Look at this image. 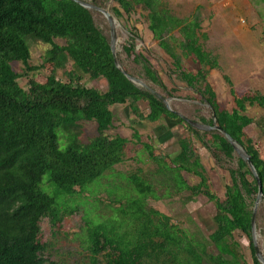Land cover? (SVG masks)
Returning a JSON list of instances; mask_svg holds the SVG:
<instances>
[{"label":"trees","instance_id":"16d2710c","mask_svg":"<svg viewBox=\"0 0 264 264\" xmlns=\"http://www.w3.org/2000/svg\"><path fill=\"white\" fill-rule=\"evenodd\" d=\"M114 2L117 6L113 11L118 18L123 13L131 14L137 5L147 12L149 30L173 60L174 74L213 111L214 117L202 118L201 123L218 125L245 148L264 194V159L245 133V128L256 122L245 115L247 105L258 104L264 108V97L240 98L232 88L236 108L228 112L221 108L203 68L197 73L183 69L180 53L211 68L219 65L204 49L202 40L207 41L208 37L200 33L198 15L181 19L172 13L167 0ZM133 29L124 52L143 66L148 81L169 93L149 59L143 53L136 54L135 41L142 38ZM55 39L65 40L66 46L56 44ZM31 41L52 46L48 62L55 66L70 58L73 80L66 83L50 76L44 85L31 80L30 90H24L18 80L27 75L16 73L12 63H23L26 72L39 69L30 66ZM85 76L92 80L105 79L107 91L81 85ZM225 79L232 86L231 80ZM154 92L133 83L117 67L111 42L96 26L91 10L76 0H0V264H63L44 258L47 245L39 241L40 224L48 218L52 227H56L76 211L69 203L72 198L88 192L87 186L96 181L116 176V166L125 161L126 147L131 141L121 135L107 134L115 127L116 114L111 110L115 105L129 103L131 111L140 116L143 102L150 110L145 117L148 121L186 123L217 161L221 154L234 159L233 146L220 132L207 131L203 136ZM81 122L97 124L98 136L88 144L79 140L77 130ZM257 124L264 133V121ZM166 129L158 128L162 131L161 141L175 137L172 130L171 133ZM208 136L211 138L206 141ZM133 138L141 143L138 132L134 131ZM178 143L181 150L173 158L168 154L156 155L149 143H143V148L157 163L156 174L162 177L168 192L190 191L187 202L203 194L215 203L216 230L205 240L172 224L168 216L147 208L148 197L155 194L152 184L137 173L120 175L130 187L125 190L117 184L123 189L122 194L110 193L115 195L112 202L119 204L114 210L116 216L105 223L96 221L89 225L86 238L90 264H248L234 234L240 231L252 240L253 210L249 201H255L258 194L257 179L247 168L248 164L239 158L238 169L230 170L232 183L226 187L228 199L221 201L209 189L206 169L191 141L181 137ZM182 171L199 176L201 182L188 185ZM211 244L218 254L208 252ZM251 248L253 264H261L253 241ZM103 252L104 259L100 257Z\"/></svg>","mask_w":264,"mask_h":264},{"label":"rangeland","instance_id":"374dc122","mask_svg":"<svg viewBox=\"0 0 264 264\" xmlns=\"http://www.w3.org/2000/svg\"><path fill=\"white\" fill-rule=\"evenodd\" d=\"M81 1L93 7L108 9L117 18L116 31L119 40L117 48L120 62L135 78L145 83L148 89L165 97L170 110L177 112L189 121L200 124H202V118L211 120L214 117L211 107L202 97L187 87L174 74L173 60L161 50L158 41L154 39L148 27L147 12L143 10L142 6H134V11L131 14L123 13L122 18H118L113 11V8L117 6L113 0ZM167 1L172 13L181 19H189L198 15L201 22L200 33L206 34L208 37L207 41L202 40L204 49L217 58L219 65L216 68H211L209 65L196 62L193 57L186 56L182 62L183 68L192 73L200 68L207 72V80L216 91L222 109L232 112L236 108L235 96L231 93L232 88L240 98L264 97V0ZM90 10L96 26L111 42L112 29L109 20L103 12L95 8ZM131 29L133 31L136 29L142 38L135 41L136 54L143 53L149 59L168 87L169 93L148 81L145 78L143 66L134 61V56L128 57L124 52V46L129 41ZM176 37L181 38L178 33H176ZM54 42L60 46L67 44L63 39H55ZM51 48V45L41 41L30 42V66L39 67L38 70L26 72L23 63H12L16 73L27 75V77L18 80L20 86L27 92L30 90L31 80L40 85L46 84L50 76H56L58 80L66 83L73 80L70 76L73 71V62L70 58L60 66L48 62V52ZM225 78L231 80L232 86L227 83ZM80 84L101 92H106L108 88L107 82L103 78L92 80L85 76ZM140 105L142 117L131 111L129 103L114 107L115 127L107 134L111 137L121 135L131 141L126 147L125 161L116 166V176L106 177L100 182L96 181L95 184L87 186L88 192L72 198L69 203L73 208H76V211L72 215L66 216L56 227H52L48 218L41 221L39 241L41 244L47 245V251L44 253L45 259L63 264H90L91 254L87 249L86 238L89 225L96 221L105 223L116 216L114 210L119 207V204L112 202V200L115 201V195L110 193L119 191L118 195L122 194L123 189L119 187L120 184L125 190L130 187L128 181L124 177L120 178V175L127 176L137 173L152 184L156 197L153 194L148 197L147 208L155 209L168 216L172 224L205 240H208L216 230L217 225L214 217L217 209L215 203L203 194L195 197L193 201L187 202V197L191 195L190 191H183L180 194L170 190L168 192L162 177L156 174L157 163L150 158L149 153L143 148V143L151 144L156 155L168 154L170 158H173L176 156V150L169 148L176 146L180 151L178 140L181 137L190 140L206 169L205 176L209 189L221 201L228 199L226 187L232 183L230 170L238 169L239 155L235 152L234 159L230 160L221 154L217 161L213 154L187 128L186 123L178 125L172 122V125L169 120L150 122L145 118L150 111L149 107L143 102ZM247 106L245 115L254 118L256 122L246 128L245 133L248 138L253 140L255 148L264 159V133L257 124L264 121V108L258 104ZM80 124L81 127L77 132L80 134L79 140L82 144H88L98 136L95 122H81ZM159 127L168 128L171 133L173 131L175 137H168L165 141H161L159 135L162 134V131L160 133ZM134 131L138 132L141 143L133 138ZM200 132L205 136L207 131L200 130ZM210 138L208 136L205 140ZM247 168L250 170L249 166ZM181 175L190 186H196L201 182L199 176L186 171H182ZM117 184L119 186H116ZM255 204L256 199L249 201L252 210H254ZM87 212H89V216ZM256 223L255 242L264 257L263 200L257 208ZM234 239L239 242L240 252L248 264H253L251 248L253 237L251 240L238 231L235 232ZM208 252L218 254L212 244L209 245ZM104 254L103 252L100 256L103 259Z\"/></svg>","mask_w":264,"mask_h":264},{"label":"water","instance_id":"95a60500","mask_svg":"<svg viewBox=\"0 0 264 264\" xmlns=\"http://www.w3.org/2000/svg\"><path fill=\"white\" fill-rule=\"evenodd\" d=\"M77 2H79L82 6L91 9V8H95L101 12L104 13V15L107 17V19L109 20L110 24H111V29H112V39H111V48H112V52L115 58V62L117 67L127 76L128 79H130L133 83H135L136 85L143 87V88H147L146 84L143 83L141 80L129 75L127 72H125V70H123V67L121 66L119 59H118V48H117V44L119 42L118 38H117V31H116V24L118 23V20L115 16H113V14H111L109 12L108 9H104V8H100V7H93L90 4H87L86 2H83L81 0H76ZM114 1V0H113ZM156 95H158L167 105L168 107V100L161 96L160 94L154 92ZM169 108V107H168ZM186 121L188 123H190L193 127L199 129V130H205V131H212V130H216L218 132H220L225 138L226 140L233 146L235 152H237V154L239 155V157L241 159H243L249 166L251 172L253 173V175L255 176V178L258 181V186H259V191L257 194V198H256V204H255V208L253 210V217H252V236H253V243H254V248H255V253L256 256L258 257L259 261L261 262V264H264V257L262 256L256 242H255V236H256V230H257V223H256V216H257V208L260 204V202L263 200V187L261 184V181L259 180L257 171L252 163L251 157L250 155L247 153V151L245 150V148L237 141L235 140L229 133H227L223 128L219 127L218 125L215 126H207V125H203L200 124L198 122H194V121H189L186 119Z\"/></svg>","mask_w":264,"mask_h":264},{"label":"crops","instance_id":"0c3cea01","mask_svg":"<svg viewBox=\"0 0 264 264\" xmlns=\"http://www.w3.org/2000/svg\"><path fill=\"white\" fill-rule=\"evenodd\" d=\"M161 50H162V49H161ZM207 52H208V51H207ZM208 53L210 54V56H212L210 52H208ZM180 55H181V57H182V61H183L184 58L186 57V55H185V54H182V53H181ZM183 56H184V57H183ZM212 57H213V56H212ZM213 58H214V57H213ZM215 59L217 60L216 57H215ZM217 62H218V61H217ZM198 63H199V62H198ZM218 64H219V63H218ZM173 68H174V67H173ZM183 69H184V68H183ZM200 69H202V68H200ZM195 73H197V71H196ZM220 85H221V84H220ZM215 92H216V91H215ZM216 94H217V93H216ZM217 97H218V96H217ZM116 106H117V105H116ZM118 106H121V105H118ZM114 107H115V106H113V107L111 108V110L115 113V111H114ZM179 115H180V114H179ZM181 117H182V116H181ZM115 119H116V117H115ZM194 122H195V121H194ZM175 123H176V122H175ZM114 124H115V122H114ZM203 125H204V124H203ZM207 126H208V125H207ZM249 126H250V125H249ZM249 126H248V127H249ZM248 127H246V128H248ZM246 128H245V129H246ZM198 130H199V129H198ZM196 138H197V137H196ZM252 141H253V140H252ZM169 149H170V150H171V149L176 150V156H177V155L179 154V152H180L176 146H174V147H172V148H169Z\"/></svg>","mask_w":264,"mask_h":264}]
</instances>
